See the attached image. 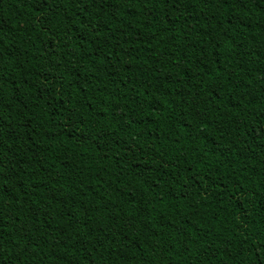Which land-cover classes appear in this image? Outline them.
Returning a JSON list of instances; mask_svg holds the SVG:
<instances>
[{"label":"trees","instance_id":"16d2710c","mask_svg":"<svg viewBox=\"0 0 264 264\" xmlns=\"http://www.w3.org/2000/svg\"><path fill=\"white\" fill-rule=\"evenodd\" d=\"M0 264H264V0H0Z\"/></svg>","mask_w":264,"mask_h":264}]
</instances>
